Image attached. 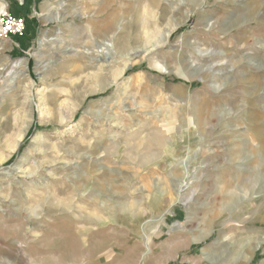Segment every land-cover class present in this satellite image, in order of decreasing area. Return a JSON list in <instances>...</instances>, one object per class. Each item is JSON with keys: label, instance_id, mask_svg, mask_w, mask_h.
Wrapping results in <instances>:
<instances>
[{"label": "rangeland", "instance_id": "374dc122", "mask_svg": "<svg viewBox=\"0 0 264 264\" xmlns=\"http://www.w3.org/2000/svg\"><path fill=\"white\" fill-rule=\"evenodd\" d=\"M0 15V264H264V0Z\"/></svg>", "mask_w": 264, "mask_h": 264}, {"label": "bare ground", "instance_id": "6f19581e", "mask_svg": "<svg viewBox=\"0 0 264 264\" xmlns=\"http://www.w3.org/2000/svg\"><path fill=\"white\" fill-rule=\"evenodd\" d=\"M0 17H1V15H0ZM116 20H117V13H113L110 16V23L104 29H101L103 31V34L104 35L105 34H108L111 30L114 29V27H115L114 24H115ZM166 36H168V34ZM105 70H106V68L103 65H100V67L98 69H96V71L94 73H90V74L87 73L88 74L87 76L86 75L85 76H80L77 82H75L76 80H74V82L70 83V88L68 87L69 89L66 90V94L68 95L66 97L69 98V100H71L73 102L74 107L75 106L77 107L79 105L78 100H80V97H81L80 96V90H81V88H83V85H85L84 83L89 82L91 80L93 83L102 84L100 87H103V86L105 87V85H107V84H115L116 83V80H117V76H119L121 73H123V71L125 69H123V70H114L113 69L114 71H111V69H109V72L111 71V75L114 78L113 81H111L110 83H107L105 81L104 77H102V72H104ZM65 89H63V90L65 91ZM65 100H67V99H65ZM63 103H61V107L64 106ZM48 111L50 112V110H48ZM30 117L33 118V114L32 113H31V116ZM32 172H30V173L32 174Z\"/></svg>", "mask_w": 264, "mask_h": 264}]
</instances>
